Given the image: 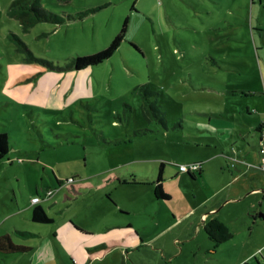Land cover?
<instances>
[{"label": "rangeland", "instance_id": "374dc122", "mask_svg": "<svg viewBox=\"0 0 264 264\" xmlns=\"http://www.w3.org/2000/svg\"><path fill=\"white\" fill-rule=\"evenodd\" d=\"M15 1L0 0V134L9 136L10 150L0 159V235L33 251L0 254V264H33L41 254L51 264H70L74 235L87 251L115 239L113 223L133 217L149 224V211L166 222L172 210L194 204L190 180L191 187L180 178L163 181L170 200L160 203L144 176L153 178L152 160L172 163L173 170L181 162L202 165L194 160L213 141L207 130L226 129L232 120L250 125L239 109L248 102L259 107L256 92L264 93V0H41L64 23L41 22L29 31L9 14ZM126 20L125 39L110 59L67 69L77 56L106 49ZM251 113L254 124L260 115ZM219 142L231 147L230 139ZM132 170H146L144 179L105 186ZM37 195L47 200L41 205L54 224L32 221ZM250 202L221 212L252 224L243 210ZM115 204L144 212L122 215ZM259 216L258 229L237 237L263 239L264 213ZM70 224L92 235L73 232ZM174 245L179 251L180 241ZM117 249L85 257L88 264H121L123 256L149 264L154 253Z\"/></svg>", "mask_w": 264, "mask_h": 264}, {"label": "crops", "instance_id": "0c3cea01", "mask_svg": "<svg viewBox=\"0 0 264 264\" xmlns=\"http://www.w3.org/2000/svg\"><path fill=\"white\" fill-rule=\"evenodd\" d=\"M235 92L233 90L231 94ZM248 93L249 96L253 94L249 88L247 89ZM256 95L260 96L259 107L253 102H248L245 107L241 106L239 109L244 121L250 125L237 126L234 120H232L226 129H219L217 127L216 129L207 130L212 136L213 141L209 143L206 155L194 160V162H202V168L197 174L191 173L194 176L193 178L188 173L181 172L179 166H175V170L168 169L167 167L172 163L167 164L159 160L150 161L154 164V171L151 173L153 178H149L146 174L144 182H149V184L155 186L156 190L160 165L163 164L162 188L164 187L163 181L176 178L184 180L186 185L192 183L193 185H191L196 190L194 204L172 210L170 216L165 219L166 222L158 219V211H147L153 220L149 224L134 222L131 220L133 217L128 220L125 219L124 222L113 223L110 226L119 231L116 237L115 235L111 236L115 237V239L97 244L88 248L87 251L81 246V239L74 235L72 238L74 244H72L70 250L72 251V257L69 263L88 264L89 262L85 257L88 256L87 254L97 255L96 253H103L104 250L111 248H118L117 250L120 249L123 253L125 251L126 254L129 250L151 249L152 247L153 249L151 250L154 253L147 257L149 264H264V238L261 240L253 239V233H250V237L247 236L245 239L237 237L239 236L237 231L241 232L246 229L253 231L258 229L260 226L258 221L259 215H263L264 213V169L261 167L263 156L260 150L264 134V127L261 128V125L264 124L263 116H261L264 113V102L262 100V98L264 99V93L258 94L256 92ZM252 108L255 109L256 114L260 115L259 120L254 122V124L250 120ZM208 111V109L204 108V111L200 112L208 114ZM235 114H238V111ZM236 119L238 122V118ZM226 138L230 139L231 147L219 144L220 140H227ZM156 163H160L159 167L155 165ZM185 163L181 162L180 164L183 165ZM137 171L132 170L130 175L113 176L109 180H106L105 186L106 184H112L116 187L129 185L130 182L143 178L140 174L146 172V170ZM127 176L130 177L128 178ZM145 184L148 185V183ZM221 195L223 197L218 200ZM108 198L112 200L110 197ZM248 198H251V202L247 203L248 205L243 210L245 219L252 217V224L250 223V219L249 223L247 221L238 223L235 220L239 218L238 216L232 220L231 215L221 212L230 204H239ZM157 200L160 203H164L169 201L170 198L167 200L157 198ZM42 202H47V200L43 201L41 199L38 205L42 206ZM35 206L37 205H33L29 210L33 211ZM113 208L117 213L122 215L127 214L128 216L134 214V217L144 212L133 208L125 209L119 207L117 204ZM253 213L255 214L253 215ZM215 221L223 223L232 235L224 243L218 244L207 233L208 225ZM81 227L77 224L73 226L70 224L73 232L81 233L84 236L92 235L84 227ZM176 241H180L181 243L179 251L176 250L177 247L174 245ZM19 244L31 247L32 250L27 253L33 251L32 245L26 243ZM185 246L193 247L189 254L184 252ZM192 250H197V252L194 253ZM2 255L4 258H7L9 254ZM37 257L34 258L33 264H51L50 255L41 254ZM138 261L131 260L130 256L127 258L123 256L121 264H137ZM63 264L66 263L64 262Z\"/></svg>", "mask_w": 264, "mask_h": 264}, {"label": "trees", "instance_id": "16d2710c", "mask_svg": "<svg viewBox=\"0 0 264 264\" xmlns=\"http://www.w3.org/2000/svg\"><path fill=\"white\" fill-rule=\"evenodd\" d=\"M40 2L41 0H17L13 2L9 14L12 18H15L18 21H20L24 31H29L32 27H34L35 25L41 22H50L54 24L64 23L62 18L48 12L44 7H42ZM127 26H128V20L125 21L121 32L112 40V42L106 49L87 56H77L67 67V69L75 70L79 72L93 68L94 66L102 64L103 62L110 59L117 52L122 42L124 41L125 34L127 31ZM20 43L25 46V44L22 43L21 40ZM57 70H63V69L58 68ZM263 127L264 124L261 125V128ZM151 132H152L151 130H145V133H151ZM8 141H9V136L6 133H1L0 159L6 158L10 152ZM162 171H163V164L160 165L159 175L157 178L156 197L159 199L167 200L170 198V196L167 195L162 188V184H161L163 178ZM198 172H200V170ZM188 174L190 175V177L192 178L194 177L191 175V173ZM59 183L62 185V181ZM36 197H38V195ZM38 204H33L37 206H35V208L32 211L31 214L32 221L43 224L55 223V220L51 218L46 213L45 209ZM20 233L24 236L30 235V233L27 232H20ZM207 233L209 237L215 240L218 244L226 242L232 236L228 228L219 221L210 223L207 227ZM31 250H32L31 247L25 244L16 243L10 234H4L0 236L1 254L27 253Z\"/></svg>", "mask_w": 264, "mask_h": 264}, {"label": "built area", "instance_id": "2783aa9c", "mask_svg": "<svg viewBox=\"0 0 264 264\" xmlns=\"http://www.w3.org/2000/svg\"><path fill=\"white\" fill-rule=\"evenodd\" d=\"M261 154L263 156V163H262V169H264V134L262 137V142H261ZM202 165L201 164H192V165H179V170L183 173H193V172H198L199 170H201ZM41 201V199L39 197H34L32 199V204H38Z\"/></svg>", "mask_w": 264, "mask_h": 264}]
</instances>
